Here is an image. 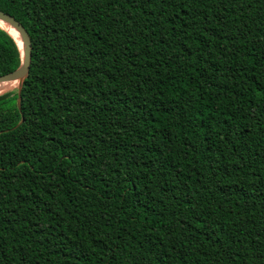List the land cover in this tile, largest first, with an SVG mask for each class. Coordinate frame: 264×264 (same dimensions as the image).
I'll return each instance as SVG.
<instances>
[{"label": "trees", "instance_id": "16d2710c", "mask_svg": "<svg viewBox=\"0 0 264 264\" xmlns=\"http://www.w3.org/2000/svg\"><path fill=\"white\" fill-rule=\"evenodd\" d=\"M0 11V264H264V0Z\"/></svg>", "mask_w": 264, "mask_h": 264}, {"label": "water", "instance_id": "95a60500", "mask_svg": "<svg viewBox=\"0 0 264 264\" xmlns=\"http://www.w3.org/2000/svg\"><path fill=\"white\" fill-rule=\"evenodd\" d=\"M0 21L16 30L23 43V50L21 51L20 49L22 55V63L20 67L10 74L0 76V83L19 82V85L16 88L18 89V105L20 106L23 84L30 73L32 62V42L24 26L10 14L0 11Z\"/></svg>", "mask_w": 264, "mask_h": 264}, {"label": "bare ground", "instance_id": "6f19581e", "mask_svg": "<svg viewBox=\"0 0 264 264\" xmlns=\"http://www.w3.org/2000/svg\"><path fill=\"white\" fill-rule=\"evenodd\" d=\"M0 27L6 30L18 43L21 51L23 50V43L22 40L16 30L5 24L4 22L0 21ZM19 85V82H9V83H0V95L4 94L10 90L15 89Z\"/></svg>", "mask_w": 264, "mask_h": 264}]
</instances>
